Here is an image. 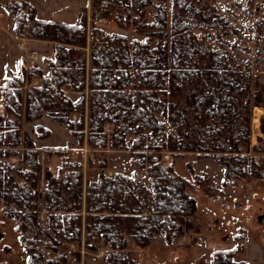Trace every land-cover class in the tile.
Masks as SVG:
<instances>
[{
  "label": "trees",
  "instance_id": "trees-1",
  "mask_svg": "<svg viewBox=\"0 0 264 264\" xmlns=\"http://www.w3.org/2000/svg\"><path fill=\"white\" fill-rule=\"evenodd\" d=\"M148 6L154 10L151 22L145 21ZM233 6L243 10L239 1ZM4 8L13 17L14 35L52 43L46 74L34 63L0 88V203L27 264H79L81 245L88 252L107 248L106 264H138L136 251L153 239L170 246L186 230L199 232L191 182L174 168L179 156L217 157L222 184L264 179V116L261 144L250 147V108L264 110L261 20L254 31L262 53L258 75L236 57L250 52L228 38L237 34L234 13L220 11L212 0H171L169 10L166 0H90L75 24L42 19L27 0H11ZM102 17L122 28L135 26L143 38L94 25ZM33 78L39 84L24 90V81ZM64 87L77 97L66 96ZM42 114L87 149L84 164L60 150L58 166L42 164L31 137L50 135L34 123ZM23 122L32 134L21 130ZM106 124L113 125L109 133ZM122 149L147 172L148 186L137 174L106 171L109 153ZM15 154L22 167L11 171L1 158ZM187 166L202 186L206 177ZM237 254L236 247L214 249L209 264H247Z\"/></svg>",
  "mask_w": 264,
  "mask_h": 264
},
{
  "label": "rangeland",
  "instance_id": "rangeland-1",
  "mask_svg": "<svg viewBox=\"0 0 264 264\" xmlns=\"http://www.w3.org/2000/svg\"><path fill=\"white\" fill-rule=\"evenodd\" d=\"M9 1L3 4L0 3V7L2 6L0 8V88L4 86L6 79L14 75L10 72L11 69H17L16 76L21 68L24 67L22 66L23 62L21 63V59L28 61L30 64L33 61L45 64V57L52 50L51 42H28L27 39L32 38L26 36L18 37L13 34L11 29L14 21L8 23L10 21L9 17L12 19L13 17L4 8V5ZM27 1L34 7L42 6L39 9L40 16L45 13L46 17L52 21L53 19H60L59 15H57L58 8L56 1H63L65 3L62 15L64 14L66 21H73L75 16L77 17L81 6H85L87 9L90 6V0ZM233 1L241 2L243 10L235 8ZM170 3L171 0H166L168 10ZM212 3L220 11L227 9L234 13L233 24L237 30V34H231L228 38L250 52L249 55L238 53L236 57L243 60L253 73L262 75V72L259 70L261 64L257 58V56H262V53L256 48L254 31L258 27L256 25L258 20L264 23V0H212ZM153 13V8L148 6L145 12V21H153ZM96 25L110 32L124 34L129 39L141 40L143 38V34L138 32L133 25L122 28L116 26L110 19L107 22H98ZM7 27H10V32L19 38V42L16 41V44L13 42L14 40L2 37ZM259 29L263 37L260 45L264 47V24ZM28 44L29 46H27ZM14 46H16V49ZM12 49L17 51L15 55ZM36 54L37 56L32 58V55ZM40 58L43 59L41 60ZM31 65L25 67V70L27 71ZM262 65H264V62ZM261 80H263L262 77ZM34 84H39L37 78L26 79L22 88L25 90ZM63 92L66 96L77 97V93L71 91L68 87H64ZM261 116H264L263 109L259 107L250 108V147L261 144L258 140V137H262L259 128ZM34 123L47 124L52 129L50 130V135L52 131V135H49L50 137L40 139L35 135L31 136L36 148L40 152V161L43 165H50L53 168L56 165L58 166L61 157L59 154H55V150L59 149L60 153L65 154L66 157L84 164L87 149L77 146L75 138L65 126L55 124L46 114H42V117ZM107 126L105 127L108 131L111 128ZM21 130L30 132L29 123L23 122ZM247 152L249 154L254 153L251 148H248ZM134 159L135 156L128 149L111 151L107 156L106 171L109 174L112 172H121L126 175L137 174L139 179L143 180L148 186L150 182L147 178V172L138 170ZM1 161L3 166L11 171H14L18 165L22 167L20 154L3 157ZM187 163L191 164L194 173L206 177V180H203L206 182L202 186L192 179V174L188 170ZM174 168L179 175L188 178L191 182L189 191L197 201L198 209L196 215L198 219L196 224L199 225L201 230L197 233L190 229L184 231L173 240L170 246L166 245L162 238L153 239L148 247L136 251L137 258L139 259L138 264H209L210 252L212 250L232 247L238 248V254L235 259L244 260L247 264H264V179H249L238 182L237 185H232L231 183L222 184L224 181L222 176L223 169L218 162V158L212 155L199 159L195 153L179 156L174 161ZM96 171V169L89 171L92 179L96 177ZM85 173L87 174L88 172L86 171ZM38 183L40 188L44 187L45 179H39ZM37 205V218L43 224L45 211L41 198L37 199ZM1 207L0 203V264H27V256L18 241V232L15 229L14 222L4 215ZM238 235L241 236L239 239L234 237ZM63 244L70 250L76 249L73 243ZM106 250L107 248H99L96 252H88L81 245L82 264H106L102 260Z\"/></svg>",
  "mask_w": 264,
  "mask_h": 264
},
{
  "label": "crops",
  "instance_id": "crops-1",
  "mask_svg": "<svg viewBox=\"0 0 264 264\" xmlns=\"http://www.w3.org/2000/svg\"><path fill=\"white\" fill-rule=\"evenodd\" d=\"M6 1H9V0H0V3L1 4H3V3H5ZM49 1V0H48ZM57 2V8H58V12H57V15H59V17H60V19L58 18L57 20H55V19H53V21H58V22H64V23H66V24H75L76 23V16H75V19L73 20V21H66L65 20V18H64V14L62 15V10H63V7L65 6V3L63 2V1H56ZM49 5V4H48ZM51 5V4H50ZM2 7V6H1ZM0 7V8H1ZM36 8H37V11H38V14H39V17L40 18H42V19H45V20H50V19H48L47 17H46V15H45V13H44V15H42V16H40V8L42 7V6H35ZM49 7V6H48ZM47 8V7H46ZM54 13H56V12H54ZM0 15H1V13H0ZM50 16V15H49ZM9 22L8 23H10V22H13V19L11 18V17H9ZM0 28H1V25H0ZM2 37L3 38H8V39H10V40H14L13 42H15V44L17 43V42H19L18 41V37H15L11 32H10V27L8 28H6V30H5V33H4V35L2 34ZM17 41V42H16ZM27 41L28 42H32V41H37V42H46V41H42V40H35V39H27ZM12 42V43H13ZM27 46H29V44L27 45ZM14 48L16 49V46H14ZM52 49V48H51ZM12 52L14 53V55L16 54V50H14V49H12ZM32 52V51H31ZM11 53V52H10ZM37 56V54L36 55H32V58H34V57H36ZM52 57V50H51V52L49 53V54H47L46 55V57H45V61L47 60V59H49V58H51ZM41 60L43 59V58H40ZM23 62V63H22ZM21 63H22V66H24V67H28V66H30L32 63H35L38 67H40L41 68V70H42V73L43 74H46L47 73V67H46V63L45 64H43V63H41V62H38V61H33L31 64L28 62V61H26V60H23V59H21ZM18 66H19V64H18ZM10 72L12 73V74H16L18 71H17V69H11L10 70ZM9 73V72H8ZM35 85V84H34ZM41 125H43V124H41ZM106 125H108L109 126V128H111V130H112V128H113V125L112 124H106ZM105 125V126H106ZM44 127H47L49 130H52L51 128H50V126H48L47 124L46 125H43ZM107 126V127H108ZM51 135H52V131H51ZM50 135V136H51ZM49 136V137H50ZM60 150V149H59Z\"/></svg>",
  "mask_w": 264,
  "mask_h": 264
},
{
  "label": "built area",
  "instance_id": "built-area-1",
  "mask_svg": "<svg viewBox=\"0 0 264 264\" xmlns=\"http://www.w3.org/2000/svg\"><path fill=\"white\" fill-rule=\"evenodd\" d=\"M101 21H102V22H107V21H108V19H107V18H103V17H102V18H100V19H99V20H97V21H93V23H94V25H96L98 22H101ZM105 131H106V132H110V131H111V129L107 131V128L105 127ZM72 247H73V246H72ZM79 264H82V261H81Z\"/></svg>",
  "mask_w": 264,
  "mask_h": 264
},
{
  "label": "water",
  "instance_id": "water-1",
  "mask_svg": "<svg viewBox=\"0 0 264 264\" xmlns=\"http://www.w3.org/2000/svg\"><path fill=\"white\" fill-rule=\"evenodd\" d=\"M0 238H1V234H0Z\"/></svg>",
  "mask_w": 264,
  "mask_h": 264
}]
</instances>
